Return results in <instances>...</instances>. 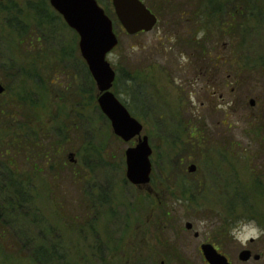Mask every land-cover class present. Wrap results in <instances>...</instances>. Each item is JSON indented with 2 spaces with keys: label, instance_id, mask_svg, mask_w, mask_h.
I'll use <instances>...</instances> for the list:
<instances>
[{
  "label": "rangeland",
  "instance_id": "rangeland-1",
  "mask_svg": "<svg viewBox=\"0 0 264 264\" xmlns=\"http://www.w3.org/2000/svg\"><path fill=\"white\" fill-rule=\"evenodd\" d=\"M96 1L119 41L107 55L116 71L111 91L148 137L150 182L136 186L126 179L124 153L137 140L125 142L113 134L97 105L79 37L48 0H0V83L7 89L0 103L13 107L9 122H3L7 129H0L5 133L0 165L11 158V172L31 182L40 216L62 236L65 264H207L198 250L205 242L219 243L232 264H264V237L242 247L228 234L240 218L264 227V22L255 23L258 34L241 44L228 37L198 42V35L190 37L198 21L164 17L163 0H143L158 22L151 31L131 36L111 1ZM40 6L52 24H37ZM216 54L232 57L227 89L222 86L226 64L207 65ZM13 67L20 73L11 90ZM184 108L197 113L196 126L180 122ZM26 110L38 133L37 146L22 152L13 145L14 157H7L6 141L21 133L12 124ZM59 125L66 141L50 174L34 154L49 146ZM192 164L196 169L189 172ZM88 195L96 210H88ZM201 220L208 222L203 231ZM77 222L81 227L73 226ZM248 247L261 254L258 261L238 260V252ZM0 264H33L13 233L0 243Z\"/></svg>",
  "mask_w": 264,
  "mask_h": 264
},
{
  "label": "trees",
  "instance_id": "trees-1",
  "mask_svg": "<svg viewBox=\"0 0 264 264\" xmlns=\"http://www.w3.org/2000/svg\"><path fill=\"white\" fill-rule=\"evenodd\" d=\"M262 6L264 7V0H163L162 14L164 17L169 16L171 19H178V21H198V30L190 34V37L196 38L200 32H203L204 35L198 39V42H208L211 38L217 40V37H224L226 39L228 37L231 38V40H237V42H239L240 39L241 41L239 43L241 44L245 41V38L247 39L258 34L255 28L257 25L264 22V8ZM149 8L155 12L153 8H151V5ZM45 10V6H40L38 11L35 9L36 17L38 18V22H36L38 25H40L41 20L45 21L47 25L52 24L53 19L50 15L43 16L45 15ZM39 15L41 18H39ZM255 23H257L256 26ZM20 27L27 29L25 26H20L19 24L15 26L17 29ZM215 42L219 43L220 41H214L212 44ZM260 58L263 61V63L261 62L260 68H263L264 57ZM238 67H241V65L238 64ZM11 69L14 70V74L10 81V89L12 90V84L18 81L17 75L20 72L17 67ZM25 69L27 70V68ZM251 69L253 70V67ZM32 71L34 74L35 69ZM29 72H31V70ZM10 89L8 90L9 92ZM5 91H7V89H5ZM27 99L30 100V98ZM28 106V109H33L31 104ZM12 112L13 107L8 108L6 104L0 103L1 130L7 129V124L5 125L4 123L9 122V118L7 117H11ZM30 113L31 112L28 113L26 110L24 115L18 114L21 120L12 124L17 126V130H20L21 133L18 134L15 131L11 139L6 141L4 147L5 156L14 157V153H11V147L13 145H15L14 148H18V151L21 150L22 152L23 148H28V145L32 150L33 148L35 150L38 133L34 127L30 126L32 123V120L29 121L28 119L30 118ZM53 131L52 134L55 136L52 137V142L49 146L34 154H40L41 161L47 166L50 174L53 172L52 160L55 154L60 151L62 143L66 141V138L60 135V131H63L62 125H59L58 129H54ZM23 132L26 133H24L22 136L23 140L20 142ZM1 135H5V133H0V139ZM1 144L0 142V148ZM12 162L11 158H7V161L1 162L0 165V243H4V238L8 234L13 233L18 239L20 250L22 249L28 253V257L33 264H65L67 254L62 250V236L57 237V229H54L52 225L41 217L42 214L39 212V208L36 205V197L31 193V188L33 187L31 182L22 179L23 177L15 176L13 172H11V167L13 166ZM86 198L88 210H96L95 199L90 198L89 195ZM107 200L108 199H105V201ZM38 214L39 216L41 215L40 217L42 219L38 217ZM94 217L97 219L96 216ZM44 220L47 225L43 227L41 224L45 223ZM90 221L92 223L95 222L93 219ZM80 225L81 223L79 224V222H77V224L73 226L79 228L81 227ZM17 246L18 244H15V248H17Z\"/></svg>",
  "mask_w": 264,
  "mask_h": 264
},
{
  "label": "water",
  "instance_id": "water-1",
  "mask_svg": "<svg viewBox=\"0 0 264 264\" xmlns=\"http://www.w3.org/2000/svg\"><path fill=\"white\" fill-rule=\"evenodd\" d=\"M111 2L119 23L129 35L141 31L148 32L156 24V16L140 0H111ZM49 4L79 37L80 55L98 91L97 104L109 120L112 132L125 142L137 138L136 145L125 151L126 179L136 186L147 185L151 172L149 159L151 148L147 136H141L143 130L141 123L130 115L111 91L115 71L106 60V55L118 43L111 19L96 0H49ZM3 90L0 84V93ZM188 171L194 172L195 166L190 165ZM185 226L191 228L190 223H186ZM201 250L208 264H229L226 257L218 254L210 244H203ZM249 255L250 253L244 250L239 257L241 260H247Z\"/></svg>",
  "mask_w": 264,
  "mask_h": 264
},
{
  "label": "flooded vegetation",
  "instance_id": "flooded-vegetation-1",
  "mask_svg": "<svg viewBox=\"0 0 264 264\" xmlns=\"http://www.w3.org/2000/svg\"><path fill=\"white\" fill-rule=\"evenodd\" d=\"M231 51H232V47H231ZM230 55H231V53H230ZM209 62H210V64L212 65V66H214L215 67V65L216 64H222V65H224V64H226V67H227V69L228 70H225V73L223 74V75H225V79L223 80V83H222V86H224L226 89L228 88V81H227V79H229L230 78V74H231V71H232V57L231 56H226V57H222L220 54L218 55V54H216L215 56H214V59L212 60V59H207V65L209 64ZM188 84V83H187ZM180 85H182V84H180ZM193 82H191L190 81V83L188 84V90H192V87H193ZM216 86H214V88H215ZM229 89H230V87H229ZM189 109V108H188ZM183 117L181 118V120H180V122H182V123H188V124H190V127H191V125L194 123L195 124V126H196V122H197V119H198V116H197V113L196 112H193L192 113V109H191V111L190 112H187V109L186 108H184V111H183ZM189 126V125H188ZM226 183H228V182H226V180H225V184ZM224 184V185H225ZM226 186H227V184H226ZM216 230H218V228L216 229ZM216 237H217V235H216ZM223 242L225 241L226 242V239L225 240H222ZM251 242H253V241H250V243ZM205 243H208V244H211L212 246H213V248L216 250V252L218 253V254H220V255H222V256H224V257H226L227 258V260L229 261V263L230 264H232V259H231V256L229 255V253L227 252V251H225V250H223L222 249V247L219 245V243H217V242H214V243H210V242H205ZM202 244H204V243H201L200 245H199V248H198V250L200 251V253H201V250H200V246L202 245ZM243 249V248H242ZM249 252H250V255L251 256H249V258L245 261V262H247V261H249L251 258H253L255 261H258L260 258H261V254H259V253H253V251H252V249H250L249 247L248 248H246ZM237 258H238V260H239V252H238V255H237ZM244 262V263H245Z\"/></svg>",
  "mask_w": 264,
  "mask_h": 264
},
{
  "label": "clouds",
  "instance_id": "clouds-1",
  "mask_svg": "<svg viewBox=\"0 0 264 264\" xmlns=\"http://www.w3.org/2000/svg\"><path fill=\"white\" fill-rule=\"evenodd\" d=\"M204 33L200 32L197 38L203 37ZM208 222L199 221V230L206 229ZM229 236L242 247H246L250 240L255 241L264 237V227L257 224L255 220L240 218L236 219L229 225Z\"/></svg>",
  "mask_w": 264,
  "mask_h": 264
}]
</instances>
